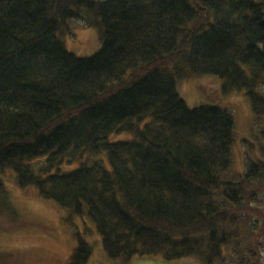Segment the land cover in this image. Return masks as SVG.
I'll return each instance as SVG.
<instances>
[{"label": "trees", "instance_id": "obj_1", "mask_svg": "<svg viewBox=\"0 0 264 264\" xmlns=\"http://www.w3.org/2000/svg\"><path fill=\"white\" fill-rule=\"evenodd\" d=\"M73 19L96 54L61 40ZM207 75L264 142V0H0V170L88 215L110 259L263 264L264 144L238 173L234 114L178 90ZM92 254L80 238L69 264Z\"/></svg>", "mask_w": 264, "mask_h": 264}, {"label": "rangeland", "instance_id": "obj_2", "mask_svg": "<svg viewBox=\"0 0 264 264\" xmlns=\"http://www.w3.org/2000/svg\"><path fill=\"white\" fill-rule=\"evenodd\" d=\"M70 26L73 33L61 37L68 50L89 57L101 49L102 40L97 28L77 19L71 20ZM222 83V79L214 75L192 76L179 82L178 90L190 108L213 105L234 114L237 123L234 167L243 174L248 157L262 156L264 142L257 136L246 91L224 94ZM130 138V134L124 133L112 136L111 140ZM250 144L254 145L253 150H250ZM14 178L12 170H0V181L4 184L0 196V264H69L80 238L93 247L88 264H190L188 259L147 258L129 263L110 259L102 236L88 215L78 216L42 199L35 187L21 189Z\"/></svg>", "mask_w": 264, "mask_h": 264}]
</instances>
